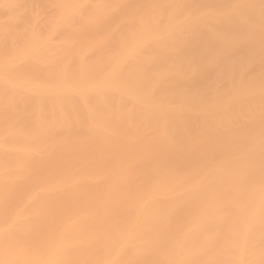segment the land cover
I'll return each instance as SVG.
<instances>
[{
    "label": "bare ground",
    "instance_id": "1",
    "mask_svg": "<svg viewBox=\"0 0 264 264\" xmlns=\"http://www.w3.org/2000/svg\"><path fill=\"white\" fill-rule=\"evenodd\" d=\"M0 264H264V0H0Z\"/></svg>",
    "mask_w": 264,
    "mask_h": 264
}]
</instances>
